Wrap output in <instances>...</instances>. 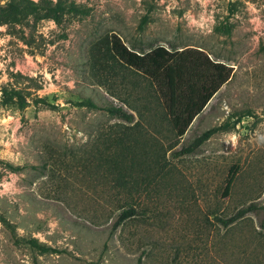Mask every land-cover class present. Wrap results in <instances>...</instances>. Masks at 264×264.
Returning a JSON list of instances; mask_svg holds the SVG:
<instances>
[{"label":"rangeland","instance_id":"1","mask_svg":"<svg viewBox=\"0 0 264 264\" xmlns=\"http://www.w3.org/2000/svg\"><path fill=\"white\" fill-rule=\"evenodd\" d=\"M64 1L88 13L0 25V87L29 102L0 96V264H264V0ZM111 35L141 51L201 49L232 72L177 137L150 81L107 54ZM84 99L134 119L71 104Z\"/></svg>","mask_w":264,"mask_h":264},{"label":"trees","instance_id":"2","mask_svg":"<svg viewBox=\"0 0 264 264\" xmlns=\"http://www.w3.org/2000/svg\"><path fill=\"white\" fill-rule=\"evenodd\" d=\"M88 9L83 5L64 0H5L0 4V25H12L20 22L28 16L50 18L59 21L62 14L86 15ZM147 17L143 16L139 28L146 23ZM106 52L121 69H128L147 78L157 90L161 100L162 112L165 120L177 137L184 135L192 121L203 110L211 97L230 78L232 67L225 63L211 59L201 49L166 48L155 45L145 51L126 47L114 35L108 36ZM0 96L2 104L11 102L19 110L29 105L25 96V90L16 87L1 86ZM32 104L54 108V104L46 97H34ZM73 106L88 109H103L108 115L131 123L134 119L132 112L122 106L98 107L90 99L71 102ZM221 126H213L196 136L192 142L180 149V153L193 152L200 144L208 139L213 133L219 131ZM12 170L14 168L7 164ZM236 170L231 167L228 170L223 195L229 193L231 184L235 178ZM254 209L253 205L242 208L227 220H219L228 225L243 216L247 211ZM135 210L131 207L122 210L113 228L120 225L125 219L133 216ZM27 243L39 253L51 251V248L39 244L35 239H29Z\"/></svg>","mask_w":264,"mask_h":264}]
</instances>
